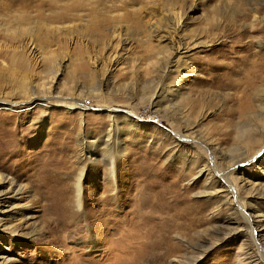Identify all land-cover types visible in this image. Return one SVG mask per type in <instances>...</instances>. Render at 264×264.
Returning a JSON list of instances; mask_svg holds the SVG:
<instances>
[{
  "label": "rangeland",
  "instance_id": "rangeland-1",
  "mask_svg": "<svg viewBox=\"0 0 264 264\" xmlns=\"http://www.w3.org/2000/svg\"><path fill=\"white\" fill-rule=\"evenodd\" d=\"M258 58L264 0H0L2 91L18 73L52 96L0 107V264H160L156 243L170 226L185 264L186 241L203 235L223 240L197 264H241L247 247L259 251L218 177L241 162L233 185L264 244ZM167 60L179 66L174 81ZM169 81L181 85L172 102L159 96ZM80 98L89 108L61 105ZM126 111L140 120L128 126ZM110 125L122 133L107 147Z\"/></svg>",
  "mask_w": 264,
  "mask_h": 264
},
{
  "label": "bare ground",
  "instance_id": "bare-ground-1",
  "mask_svg": "<svg viewBox=\"0 0 264 264\" xmlns=\"http://www.w3.org/2000/svg\"><path fill=\"white\" fill-rule=\"evenodd\" d=\"M135 2H137V1H135ZM133 4H134V2H133ZM229 12H231V11H228L227 13L222 14V16L224 17V19H226L228 17L229 18L228 20L232 21V18H233V16L235 14L233 12H231V13H229ZM135 15H137V14H135ZM248 16L249 15H246L245 17H248ZM133 19H134L135 25H138V26H142L143 25V22H142L141 19L140 20L139 19H135V18H133ZM167 61H168L167 62V66L165 67V71H164V73L167 74L166 82L170 78H171L172 81H174V79H175L174 73L176 71H178L175 68H179V66H174V64H172V62L170 60H167ZM258 65H261L263 67L264 66V61H262V59H259ZM241 72H242V70H241ZM186 76L187 75H185L182 78V80H185L184 78ZM17 77H20V74L16 73V75H15V73H14L11 76V78L13 79V86H11L12 87L11 88L12 89L11 92H8V93H7V91L4 92V91H2V87H0V93L4 94V95L0 96V107H3V106L7 105L10 108H15V107H18V106H20L22 104H28V103H32V104H34V103H47V104H49L48 101L52 99V96L48 95V93L39 91L40 89L38 88V86H36V87L39 90H36V88H34V86L29 85L25 81L24 78H17ZM11 78H10V80H12ZM1 80H2L3 83H6L8 78L6 79L5 77H2ZM170 81L168 83L164 82V85L161 82L159 83L160 84L159 85L160 89L161 90L163 89V90H162V92L160 91L159 93H161V94L160 95L158 94V95L160 97H162V95H165V97L167 98L168 102L169 101L172 102V99L174 98V93H171L172 87L180 88V86H181V85L171 86V82ZM4 85H6V84H4ZM163 102H165V101H163ZM61 105H63L65 108H68V109L77 108L78 110H84L86 108H89V106L86 104V102H84V100H82V99L81 100H77V101H74V100H71V99H69L68 101L67 100L65 101V99H63L62 102H61ZM90 108H92V107H90ZM98 109L106 110L109 113V118H110L111 121H112V119L115 118V117H112V115L116 114V112L118 111L116 109H111V108L104 107V106L103 107L99 106ZM124 113H125L124 115L126 116V120L129 122L128 126H130V125L133 126L134 124L137 123V121L140 120V117H138L137 115H135V113H133L131 111H126ZM110 128L111 129H109L105 133V136L108 138L107 147H110L113 144V142L116 139V137L122 133V128L121 127H119L120 128L119 129L115 125H110ZM181 138H182L183 142H185V144L191 142V140H188L184 136H182ZM96 142H97L96 140L91 142V145L89 147L88 153H92L93 149L95 148L94 145H95ZM115 151L117 152V154L119 153L120 155H122L124 153V148H123V146H121V147L117 146ZM258 152H259L258 155H260V151H258ZM258 155H256V154L252 155L250 160L257 159L259 157ZM112 158H111V160H110V158H108L106 160V166H107L106 168H107V172H108V175H109L110 178H112V174H114V171H115V160L113 161ZM240 164H241V162L236 163V161H234V159L230 160L228 162L227 175L226 176L225 175H219L218 176V177H220L219 178L220 181L225 186H227L225 188L222 185V190L225 192V197H226L223 203L227 204L228 206L230 205L232 208L237 207L235 209L236 211H238V208L242 209V211L246 215V216H243V214L241 213V217L243 216L245 221H246V224H245V233L246 234H245V236L248 237L251 240L250 242H252L253 244H255L257 246H260V250L257 251V252L253 249V247L252 248L251 247H247L246 252L243 254L244 255L243 258L241 259V264H244L246 262H247L246 264H264V244H261L262 242L259 241V232H258V228L262 227V226L259 225V226L255 227V224L253 222H251V220L249 219L251 216H250V214L248 212H245L246 209L243 207V204L241 202V198L238 196V192H237L236 188L233 185L234 183H233V180H232V177H231V174L233 172L236 173L237 168L239 167ZM222 183L219 182L220 185ZM20 190H21V188H19L18 186L17 187L15 186V188H12L13 195L19 193ZM203 194L204 195H208V196L212 195L211 192H204ZM80 195H81L80 191H77L78 200L80 199ZM231 199H233V201H231ZM236 203L239 204V205L237 206ZM254 213L257 214L256 212H254ZM171 229L172 228L170 226L167 229V231H166L167 233L165 234V237L164 238H160V243H158V242L156 243L157 248H159V250H160V254L159 255L157 254V255L154 256L153 261H152L153 263L154 262H156V263L159 262L160 264H163L164 262L169 260L171 257H173V259H171V262L173 264H185V260L186 259L183 260V259H178L176 257V254L179 252V249L177 248V245L172 242V238H171L172 231H171ZM185 230H186V227H185ZM16 232H17V230L13 231V233H16ZM215 235L216 236H210V235L204 236L203 235V236H200V237L191 238L190 241H186V243H188V248L190 250L189 253H191V255H192L191 257H193L192 258L193 260H192L191 264H197L198 261L201 259V257H203V255H205L209 249L213 248L217 243L222 242L223 239L221 238V235L220 234H218V235L215 234ZM230 235L231 234L228 233V234H226L224 236L225 237L226 236L229 237ZM159 245H160V247H159ZM187 259H189V257ZM146 263H148V260L142 259V260L136 261V262H134L132 264H146ZM188 263L190 264V262H188Z\"/></svg>",
  "mask_w": 264,
  "mask_h": 264
}]
</instances>
